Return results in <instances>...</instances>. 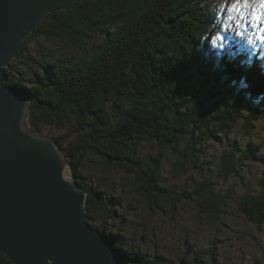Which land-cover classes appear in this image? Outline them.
I'll list each match as a JSON object with an SVG mask.
<instances>
[{"label": "trees", "instance_id": "obj_1", "mask_svg": "<svg viewBox=\"0 0 264 264\" xmlns=\"http://www.w3.org/2000/svg\"><path fill=\"white\" fill-rule=\"evenodd\" d=\"M205 1H75L46 14L6 68L8 83L29 100V128L41 134L45 127L57 131L47 135L59 143L71 175L88 192L86 219L111 239L120 264H173L166 251L157 249V242L170 241L163 222H153L155 212L169 213V219L160 214L161 219L175 221V206L192 196L187 189L170 194L163 185L164 157L171 152L179 159L174 170L184 171L205 133L195 132L196 122L207 131L215 125L228 129L243 108L251 109L250 100L264 99V57L243 51L226 31L222 42H213L220 18ZM257 115L249 110L250 118ZM153 139L158 150L142 151L143 142ZM247 148L246 156L255 154V146ZM89 160L112 173L132 174L152 213L129 211L136 206L135 196L123 203L106 181L97 183L99 192L88 186ZM224 161L229 173L232 165ZM231 194L228 190L226 197ZM236 203L248 220L264 226V171L260 190L238 196ZM225 204L216 195L208 210L202 206L204 219L195 211L199 222L208 223L211 210ZM107 224L115 225L111 232ZM188 230L179 242H191ZM187 245L189 255L193 245ZM210 255L214 259L216 249ZM0 264L15 263L0 252Z\"/></svg>", "mask_w": 264, "mask_h": 264}, {"label": "water", "instance_id": "obj_2", "mask_svg": "<svg viewBox=\"0 0 264 264\" xmlns=\"http://www.w3.org/2000/svg\"><path fill=\"white\" fill-rule=\"evenodd\" d=\"M78 0H0V252L15 264H120L86 219L88 192L61 146L29 128V100L6 68L46 14Z\"/></svg>", "mask_w": 264, "mask_h": 264}, {"label": "rangeland", "instance_id": "obj_3", "mask_svg": "<svg viewBox=\"0 0 264 264\" xmlns=\"http://www.w3.org/2000/svg\"><path fill=\"white\" fill-rule=\"evenodd\" d=\"M235 2L236 0L205 1V6H208L220 18V31L216 32L211 39L213 42H222L221 38L226 31L238 40L242 38L244 41L241 45V47L244 46L243 51L250 54L258 52L260 56L264 57V33L260 31L264 24L259 26L253 24L251 8H242L240 11L233 10L232 5ZM249 106L251 109L243 108L228 129L225 127L219 129L218 125H215L212 127L213 130L207 131L204 126L196 122L195 132L205 133L200 134L202 139H197L198 149L193 152L192 161L184 166V171L179 173L176 169L174 170L175 163L179 159L171 152L167 153L163 159L162 181L169 193L173 194L176 190L187 189L192 196V199H187L175 206L174 211L177 214L175 221L161 219L160 214L169 219L171 216L169 213L155 212L157 215L154 216L153 222H163L168 230L164 238L170 241L157 242V249L166 251L169 261L173 264H264V226L248 220L236 203L238 196L249 192L257 193L260 190L264 171L263 97L250 100ZM106 107L110 109V102L106 103ZM249 110L258 113L256 118H250ZM191 127H193V123ZM211 132L215 134V137L210 135ZM56 133L57 131L52 127L44 128V135ZM218 135L221 136V139ZM248 145L256 148L255 154L252 156L249 153L247 156L245 155ZM158 148V142L154 139L145 140L141 146L142 151H150V153H155ZM225 158L232 165L229 173H225L223 168ZM195 159L196 163L194 164ZM85 177L87 185L97 188L98 192L101 187L97 183L106 181L107 188L112 186L115 194L120 196L123 203L127 198L135 196V208L129 207V211L134 214L136 211H140L143 215L152 213L147 210L146 203L142 198L143 194L139 189L140 183L132 174L121 171L117 174L112 173L99 164L95 165V161L89 160L86 161ZM123 182L126 183L125 186H122ZM101 185L105 186L102 183ZM228 190H232L230 197H226ZM216 195L223 196L226 204L218 212L212 209L213 219L202 224L199 222L197 214L204 219L206 217L203 213L205 208L202 206L205 204L208 210L207 204ZM120 212L119 208L118 214ZM99 223L97 222V224ZM197 223H200L201 226L198 227ZM113 227H115L113 224L106 225L109 232ZM186 227L189 229V234L186 237L191 242H179ZM172 229H177L179 232L177 237L169 231ZM124 232L126 233L125 230ZM134 243L146 247L141 242ZM187 244L193 245L192 253L189 255H187V252H190ZM148 248L151 251L155 249L152 242H149ZM213 249H216L214 259L210 255ZM197 256H199V262L196 261Z\"/></svg>", "mask_w": 264, "mask_h": 264}, {"label": "snow or ice", "instance_id": "obj_4", "mask_svg": "<svg viewBox=\"0 0 264 264\" xmlns=\"http://www.w3.org/2000/svg\"><path fill=\"white\" fill-rule=\"evenodd\" d=\"M232 7L235 11L251 8L253 24L257 26L264 24V0H236ZM260 31L264 33V27H261Z\"/></svg>", "mask_w": 264, "mask_h": 264}, {"label": "bare ground", "instance_id": "obj_5", "mask_svg": "<svg viewBox=\"0 0 264 264\" xmlns=\"http://www.w3.org/2000/svg\"><path fill=\"white\" fill-rule=\"evenodd\" d=\"M236 35V34H235ZM240 44H243V40H242V38H239V41H238ZM26 49V48H25ZM76 67V66H75ZM73 73V72H72ZM128 88V87H127ZM136 90V89H135ZM152 119V118H151ZM160 131V130H159ZM240 179V178H239ZM132 250V249H131ZM147 253V252H146Z\"/></svg>", "mask_w": 264, "mask_h": 264}]
</instances>
